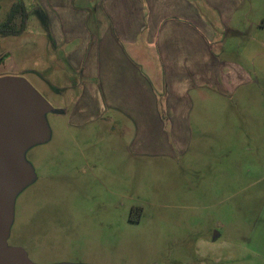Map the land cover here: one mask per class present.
<instances>
[{"label": "rangeland", "instance_id": "1", "mask_svg": "<svg viewBox=\"0 0 264 264\" xmlns=\"http://www.w3.org/2000/svg\"><path fill=\"white\" fill-rule=\"evenodd\" d=\"M8 6L0 0V23ZM33 27L0 37V75L24 78L51 106L49 137L24 154L34 180L14 199L7 245L34 264H264V86L231 101L241 117L229 111L218 126L197 103L185 142L167 125L139 149L118 114L73 122L63 65Z\"/></svg>", "mask_w": 264, "mask_h": 264}, {"label": "crops", "instance_id": "2", "mask_svg": "<svg viewBox=\"0 0 264 264\" xmlns=\"http://www.w3.org/2000/svg\"><path fill=\"white\" fill-rule=\"evenodd\" d=\"M21 1L25 27L42 33L46 54L63 65L56 80L70 92L73 122L118 124L109 113L118 114L135 125L139 149L160 142L167 125L170 141L185 142L197 103L218 112V126L229 111L241 117L231 101L264 86L257 0Z\"/></svg>", "mask_w": 264, "mask_h": 264}, {"label": "water", "instance_id": "3", "mask_svg": "<svg viewBox=\"0 0 264 264\" xmlns=\"http://www.w3.org/2000/svg\"><path fill=\"white\" fill-rule=\"evenodd\" d=\"M48 102L22 77H0V264H34L7 245L16 195L34 180L25 152L49 137ZM216 239V234L213 241Z\"/></svg>", "mask_w": 264, "mask_h": 264}, {"label": "trees", "instance_id": "4", "mask_svg": "<svg viewBox=\"0 0 264 264\" xmlns=\"http://www.w3.org/2000/svg\"><path fill=\"white\" fill-rule=\"evenodd\" d=\"M27 17L28 14L26 9L23 3L19 0L10 8L6 19L0 23V37L20 35L22 31H24ZM17 20H20V24L16 28L13 24Z\"/></svg>", "mask_w": 264, "mask_h": 264}, {"label": "flooded vegetation", "instance_id": "5", "mask_svg": "<svg viewBox=\"0 0 264 264\" xmlns=\"http://www.w3.org/2000/svg\"><path fill=\"white\" fill-rule=\"evenodd\" d=\"M4 62H5V58L0 59V67L3 65ZM0 77H1V75H0Z\"/></svg>", "mask_w": 264, "mask_h": 264}]
</instances>
